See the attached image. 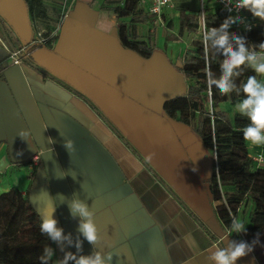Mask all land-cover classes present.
I'll return each instance as SVG.
<instances>
[{"label":"crops","instance_id":"0c3cea01","mask_svg":"<svg viewBox=\"0 0 264 264\" xmlns=\"http://www.w3.org/2000/svg\"><path fill=\"white\" fill-rule=\"evenodd\" d=\"M44 3L55 26L61 6ZM110 5L73 0L53 43L33 47L21 63L0 42V193H27L40 217L55 210L73 239L78 218L58 195L78 194L95 211L97 248L113 253L112 264H210L212 245L248 241L230 234L217 213L212 150L165 110L188 92L183 65L196 35L185 39L167 25L165 8L136 23L153 46L145 57L123 44L120 24L130 18ZM36 26L26 0H0V37L10 49L27 44ZM158 28L165 30L159 37ZM25 128L33 133L28 142L18 135ZM67 139L75 141L72 154ZM41 189L46 196L37 195ZM262 237L237 264H264ZM53 249L56 264L64 252L54 242ZM65 251L76 253L74 246ZM92 251L83 240L80 254Z\"/></svg>","mask_w":264,"mask_h":264},{"label":"trees","instance_id":"16d2710c","mask_svg":"<svg viewBox=\"0 0 264 264\" xmlns=\"http://www.w3.org/2000/svg\"><path fill=\"white\" fill-rule=\"evenodd\" d=\"M36 30L44 29L48 34L54 27L47 12L44 0H26ZM110 9L121 18L129 17V22L120 24V38L123 44L145 57L152 54L150 41L140 39L136 23L151 20L152 14L140 7L139 0H109ZM253 28L242 34L248 45L255 46L264 41V21L254 18L244 9ZM205 27H219L227 18L226 10L209 2L204 9ZM58 20V18H57ZM179 34L198 32L200 28L197 12H180ZM171 24V23H170ZM41 25V26H39ZM192 41L185 56L183 70L189 79L186 95L168 100L165 110L173 117L190 124L199 133L211 150L216 148L218 169L214 170L211 188L216 200L217 213L225 227H231L233 219L245 224L244 236L249 243L257 240L259 244L264 233V167H257L250 156L249 142L243 137V128L249 123L234 109L243 99L242 92L221 95L213 86L207 84L206 72L220 75V63L223 57L210 45L206 46L203 32ZM236 33L231 30L230 33ZM255 73L245 67L241 77L235 83L241 88L249 76ZM259 78V77H258ZM228 103L229 109H221ZM264 150V145L262 146ZM251 203V210L243 214L239 206ZM235 208V212L233 210ZM247 216V217H245ZM41 217L32 206L28 194L19 189H10L0 193V264H42L40 257L47 246L53 248V242L40 230ZM53 264V258L49 261Z\"/></svg>","mask_w":264,"mask_h":264},{"label":"clouds","instance_id":"9594fccd","mask_svg":"<svg viewBox=\"0 0 264 264\" xmlns=\"http://www.w3.org/2000/svg\"><path fill=\"white\" fill-rule=\"evenodd\" d=\"M231 3V0H229ZM237 9H246L254 18L264 21V0H236ZM231 11V8H229ZM241 18H226L219 27L207 28L203 32V40L206 46L210 45L222 57L220 63V75L217 77L212 71L206 72L207 84L211 89L215 86L221 95L228 96L233 92H242L243 99L238 101L234 109L241 116L247 117L249 123L243 128L245 141L254 145H264V41L258 45L249 46L246 38L238 33H230L229 28ZM245 67L251 69L255 75L249 76L241 88H237L236 79L241 77ZM259 77V78H258ZM22 140L29 141L33 133L25 128L18 133ZM63 146L72 154L75 152V141L64 140ZM68 175V174H67ZM62 175L60 178L66 177ZM38 196H46L47 191L41 189ZM60 203H67L69 213L73 219L78 218V235L75 239L71 233L65 234L64 229L58 226L57 219L51 213H41L40 230L51 242H54L64 256L56 264H112L113 253L102 252L97 248L102 239L95 223V211L89 207L85 200L73 193L69 200L63 194H59ZM246 231L245 224L238 219L231 223L229 233L237 235ZM86 240L93 248L91 254L83 252V240ZM227 240V239H226ZM257 240L251 243L246 241L228 240L225 247L212 245L207 252V260L210 264H237V261L249 255ZM74 246L76 253L65 251L66 247ZM55 252L51 246L44 249L40 257L42 264H49Z\"/></svg>","mask_w":264,"mask_h":264},{"label":"built area","instance_id":"2783aa9c","mask_svg":"<svg viewBox=\"0 0 264 264\" xmlns=\"http://www.w3.org/2000/svg\"><path fill=\"white\" fill-rule=\"evenodd\" d=\"M202 7L198 10L199 22H200V29L204 31L205 29V15L204 9L207 3L212 2L219 7L226 10L227 18L237 17L239 16L241 19L238 20L236 23L232 24L229 28V32L231 30L235 31L236 33L242 35L246 34L253 28V22H251L245 13L244 9H237L235 7L236 0H201ZM73 0H66L65 4L61 10L60 16L53 27V29L48 33L45 34L44 29H38L35 31L33 38L25 45H23L19 49H10L7 43L0 37L1 44L9 50V56L13 60L14 63H21L24 61L30 54V50L33 47L37 46H49L53 43V39L59 34L60 29L64 20L67 18L70 12L71 4ZM140 7H143L148 10L150 14L156 15L160 17L165 8L174 7V0H139ZM231 8V11H229ZM250 146V156L257 167H264V150L262 148L263 145H254L249 142ZM213 157H214V168L215 170L218 169V162H217V153L216 148L214 147L213 150ZM32 161H37V156L33 157ZM33 164V163H32ZM235 219V218H234ZM233 219V220H234Z\"/></svg>","mask_w":264,"mask_h":264},{"label":"rangeland","instance_id":"374dc122","mask_svg":"<svg viewBox=\"0 0 264 264\" xmlns=\"http://www.w3.org/2000/svg\"><path fill=\"white\" fill-rule=\"evenodd\" d=\"M66 0H48V2L53 5L55 8L60 5L61 9L64 6ZM202 7V1L201 0H174V7H171L170 10H165L166 11V15L164 18L165 23L167 24V22H169V24L171 23V26H175L176 28V32H179L180 30V12L181 10H185L186 12H197L198 10H200ZM168 25V24H167ZM162 30V31H161ZM202 29L199 28L198 32L196 33H192L195 34L196 36H194V38H199L202 35L201 32ZM165 30L164 28L157 30V36L159 37L160 35L164 34ZM191 34V35H192ZM184 38L188 39L189 37V33L188 32H184ZM183 44H185V42L183 41ZM241 209V212H243L242 210H244L243 214H247L248 212H250L251 210V203L248 202L247 205H242L239 206ZM234 212H235V208H233ZM247 217V216H245Z\"/></svg>","mask_w":264,"mask_h":264}]
</instances>
